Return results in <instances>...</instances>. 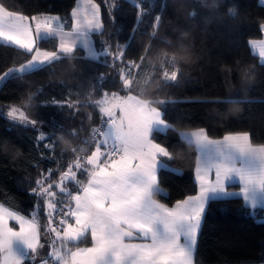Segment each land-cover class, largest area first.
I'll return each instance as SVG.
<instances>
[{
	"label": "trees",
	"instance_id": "trees-1",
	"mask_svg": "<svg viewBox=\"0 0 264 264\" xmlns=\"http://www.w3.org/2000/svg\"><path fill=\"white\" fill-rule=\"evenodd\" d=\"M77 1L0 3L27 17L58 16L70 30ZM92 1L100 8L103 26L93 35L94 44L98 52L109 55L81 59L84 52L77 49L42 70L19 77L14 74L0 87V203L29 219L35 217L43 247L29 256L31 263L48 259L58 243L55 233L48 230L49 210L32 189L44 177L59 181L70 163L95 150L92 129L102 123L96 102L105 92L149 101L174 129L155 138L171 154V159L161 158L168 167L158 170V184L165 195L153 194L165 206L198 193L196 147L181 139V132L204 129L212 140L249 133L253 145H264V64L250 48V41L263 37L260 0ZM57 46L55 39L39 44L48 51H56ZM117 46L124 52V61L111 55ZM31 58L30 53L0 43V76ZM126 61H136L140 67L129 69ZM129 70L133 84L125 90L121 75ZM165 70L169 74L177 71V79L166 82ZM161 101L166 103L161 105ZM12 105H21L29 121L43 124L11 120ZM42 133L48 138L40 139ZM73 171L81 183H87L86 172ZM66 184L73 193L79 190L75 182ZM236 188L237 184L227 187ZM56 201L58 208L60 201L74 204L59 192ZM59 220L53 214L52 226L59 228ZM91 245L90 237L78 242L80 248ZM195 264H264L262 213L241 198L211 200L198 237Z\"/></svg>",
	"mask_w": 264,
	"mask_h": 264
},
{
	"label": "snow or ice",
	"instance_id": "snow-or-ice-1",
	"mask_svg": "<svg viewBox=\"0 0 264 264\" xmlns=\"http://www.w3.org/2000/svg\"><path fill=\"white\" fill-rule=\"evenodd\" d=\"M88 4L90 12L82 18L78 10L73 11L72 15L77 19L72 31L58 30L50 19H45L36 22L33 35L31 25L25 22L28 17L10 11L0 3V40L33 54L26 64L19 69L9 68L0 79L42 70L45 65L72 56L78 46L85 51L81 59L109 55L98 52L89 38V34L102 25L98 19V5L92 0H88ZM31 19L35 21L36 17ZM159 19L157 16L156 20ZM57 35L58 51L41 50L37 45V40L55 39ZM111 55L124 61L120 46ZM125 63L129 69L140 67L136 61ZM177 75V71L169 74L165 70L163 78L166 82L175 81ZM132 77L131 70L121 75L125 90L132 87ZM96 106L102 114V123L92 129L95 150L70 163L67 170L60 173L59 181L44 177L38 179L32 189V194L44 200L49 210L48 230L55 233L63 249V252L61 249L49 252V260H54L55 264H193L196 233L205 204L215 199L218 193H223L224 181L231 182L233 177L243 182L246 206L252 209L264 207V145H253L249 133L228 134L222 140L210 139L204 129L190 135L181 134V139L190 143L195 141L203 158L196 167L200 194L178 201L169 208L151 198L154 192L165 195L159 187L157 173L168 167L167 161L161 158L171 159L168 148L155 142L156 136H167L174 130L163 119L164 113L151 107L149 101L131 94L121 96L105 92ZM8 115L14 121L33 126L43 124V121H29L24 111L16 107H12ZM39 138L48 137L42 133ZM237 162L239 167H236ZM73 168L87 173L86 184L77 179ZM212 169H215L214 183L206 179ZM66 182H75L79 190L73 193ZM54 188L69 197L74 207L60 201L58 208V192ZM53 214L60 216L59 228L52 226ZM69 218L74 223L69 222ZM9 221H15L19 231L10 227ZM89 234L92 246L80 248L78 242H83ZM181 236L184 237L183 243ZM137 240L144 242H134ZM69 244L75 247L74 251ZM40 247L43 245L40 244L35 217L26 218L0 205V264H23ZM49 260H42L41 264H49Z\"/></svg>",
	"mask_w": 264,
	"mask_h": 264
},
{
	"label": "crops",
	"instance_id": "crops-1",
	"mask_svg": "<svg viewBox=\"0 0 264 264\" xmlns=\"http://www.w3.org/2000/svg\"><path fill=\"white\" fill-rule=\"evenodd\" d=\"M92 3H94V1H92ZM96 4V3H94ZM260 4L262 6H264V0H260ZM97 5V4H96ZM99 7V6H98ZM74 10H78L80 12V18H82L85 14H89L90 12V8H89V4H88V0H78L71 12V18H72V28L70 30H66L62 24V21L61 19L58 17V16H54V15H49V14H40V15H34L32 17H36V20L33 21L31 18L32 17H28L29 20L28 21H25L26 23H29L32 27V30H33V35H35V24L37 21H40V22H43L45 19H50V22L53 24V27L54 28H57L58 30L59 29H63V31L65 32H70L73 30V24H74V21L75 19H77L76 17H73L72 13ZM24 16V15H23ZM27 17V16H26ZM98 19L102 25V21H101V11H100V8H99V16H98ZM103 29V26L97 30V31H94V32H91L89 34V38L91 39V41L93 42V47L96 49L95 47V44H94V40H93V35L96 34V33H100ZM262 32H263V37L260 39V40H252L250 41V48H251V51L253 52L254 55H256L259 59V61L264 64V56H261V52L264 51V28H262ZM49 40V39H47ZM55 40L57 41L58 45H59V36L57 35V37L55 38ZM41 40H37V45L39 46ZM0 43H3V44H6V45H10V46H13L15 48H18L20 50H23L21 48H19L18 46L16 45H12V44H8L2 40H0ZM77 49H81L83 52H84V55H85V51L83 48L81 47H77ZM76 49V50H77ZM43 50V49H41ZM24 51V50H23ZM48 51V50H46ZM58 51V46H57V50ZM31 55H33L32 53H30ZM99 58V57H98ZM97 59H93V60H98ZM91 59V58H90ZM31 60V59H30ZM20 67H17L15 69H19ZM4 77V74L2 76H0V78ZM8 79V78H7ZM7 79H0V87L3 85V83L7 80ZM119 114V113H118ZM192 132L194 131H190V132H184L186 134H191ZM182 133H180L181 135ZM223 139V138H222ZM222 139H218V140H222ZM187 140V139H186ZM188 141V140H187ZM189 142V141H188ZM192 144L195 145L196 147V151H197V163H196V167L198 165V163L201 162V160L203 159L202 156L200 155V153L198 152L197 150V145L195 143V141L193 140L191 142ZM239 163L237 162L236 163V167H239ZM157 178H158V173H157ZM206 179L212 183L215 182V169H212L210 170L208 173H207V177ZM195 180H196V183L198 185V193L195 195V196H198L200 194V181L197 179V173H196V168H195ZM237 184L238 185V188L236 189H232V190H228L227 187L229 185H235ZM224 189L225 191L223 193H218L216 198L215 199H225V198H241L244 203H245V200L243 198V192H242V189H243V182H241L237 177H233L232 181L229 182V181H224ZM155 193V192H154ZM153 193V194H154ZM153 194H152V200H154L157 204H161L160 202L156 201L154 198H153ZM195 196H192V197H195ZM186 200V199H185ZM214 200V199H213ZM210 201L206 202L205 204V212L202 214V218H201V224H200V227L196 233V243H195V248H194V260H193V264H195V252H196V248H197V242H198V237H199V234H200V231H201V228H202V225H203V222H204V217H205V213H206V210H207V207H208V204H209ZM0 205H3L0 203ZM163 205V204H162ZM176 205V204H175ZM174 205V206H175ZM246 205V203H245ZM172 206V207H174ZM6 207V206H5ZM73 207H74V204H73ZM168 207V206H166ZM172 207H169V208H172ZM249 208H251L250 206H248ZM8 208V207H6ZM10 209V208H8ZM252 209V208H251ZM12 210V209H11ZM254 211H259L262 213V215L264 216V207H260L258 206L256 209H252ZM14 211V210H13ZM16 212V211H15ZM18 213V212H17ZM20 214V213H19ZM22 215V214H20ZM25 217V216H24ZM27 218V217H26ZM69 222L71 223H74V220H72L71 218L69 219ZM9 226L10 227H14L15 230L19 231V225L15 222V221H9ZM87 237H90V234L87 236ZM40 239V238H39ZM184 241V237L181 236V243H183ZM134 242H144V241H140V240H137V241H134ZM92 246V245H91ZM89 246V247H91ZM69 247H70V244H69ZM84 248H87V247H84ZM53 249H61V251L63 252V249L61 248V244L60 242L58 241V243H55L54 244V247ZM74 251V250H73ZM0 260H2V256H0ZM44 260H49L48 259H44ZM42 261V260H41ZM41 261H32V263L30 262V257L26 258L25 261H23V264H41ZM49 264H55V261L54 260H49Z\"/></svg>",
	"mask_w": 264,
	"mask_h": 264
},
{
	"label": "rangeland",
	"instance_id": "rangeland-1",
	"mask_svg": "<svg viewBox=\"0 0 264 264\" xmlns=\"http://www.w3.org/2000/svg\"><path fill=\"white\" fill-rule=\"evenodd\" d=\"M12 107H16V108H18V109H20V110H22L23 111V109H22V106L21 105H12L11 107H10V110H11V108ZM19 115V113H17V116ZM8 117L11 119V120H13L9 115H8ZM19 122V121H18ZM22 123V122H21ZM24 124H28V123H24ZM182 134H186V133H184V132H181ZM184 140H186V139H184ZM187 141V140H186ZM189 141V140H188ZM187 141V142H188ZM190 143V142H189Z\"/></svg>",
	"mask_w": 264,
	"mask_h": 264
}]
</instances>
